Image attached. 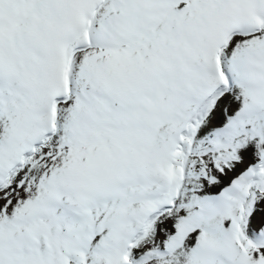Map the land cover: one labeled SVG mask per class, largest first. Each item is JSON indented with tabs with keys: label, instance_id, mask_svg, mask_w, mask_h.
<instances>
[{
	"label": "snow or ice",
	"instance_id": "1",
	"mask_svg": "<svg viewBox=\"0 0 264 264\" xmlns=\"http://www.w3.org/2000/svg\"><path fill=\"white\" fill-rule=\"evenodd\" d=\"M0 264H264V0H0Z\"/></svg>",
	"mask_w": 264,
	"mask_h": 264
}]
</instances>
